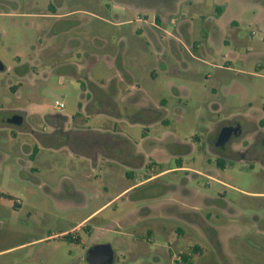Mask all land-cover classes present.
Wrapping results in <instances>:
<instances>
[{"label": "rangeland", "instance_id": "1", "mask_svg": "<svg viewBox=\"0 0 264 264\" xmlns=\"http://www.w3.org/2000/svg\"><path fill=\"white\" fill-rule=\"evenodd\" d=\"M0 63V264H264V0H0Z\"/></svg>", "mask_w": 264, "mask_h": 264}, {"label": "crops", "instance_id": "2", "mask_svg": "<svg viewBox=\"0 0 264 264\" xmlns=\"http://www.w3.org/2000/svg\"><path fill=\"white\" fill-rule=\"evenodd\" d=\"M222 14V13H221ZM220 14V15H221ZM52 17V16H55V15H52L50 14L49 17ZM125 51V49H123ZM125 54V53H124ZM124 56V55H123ZM112 59L116 61H120L121 65H123L125 63V58L121 57L120 55H117L116 57H113ZM123 60V61H122ZM124 77V78H123ZM134 78H133V75H131L130 73L128 74H117L115 72V75L113 76L112 79H110L109 81H106V83L100 78V79H97L96 82H89L90 84L94 85L96 87V91H97V96L91 98L89 101H88V105H90L92 103L93 100H95L96 98H101V96H104L106 99L110 100L111 103H113V105L116 106H120V105H123V103H125V101H127L128 99V96L132 93V92H135L136 90L139 89V85L133 81ZM110 85V88L108 89L109 91H107L106 93V90H107V86ZM171 85V84H170ZM171 88H173L172 86H170ZM175 90V88H173ZM87 92V90H85ZM177 91V94H179L181 91L180 90H175ZM100 101V104H102V100H98V102ZM88 106H82L83 109L87 108ZM157 110L160 111V113L163 115V117H161L160 119H158L156 122H159V123H162L163 121L165 122H168V116H167V108L165 105H162V103H160L158 106H157ZM264 106L262 107V113L260 114V116L256 119V129L254 130L255 131V140L252 142V145L254 143H257L260 138L264 137V110H263ZM106 109H108V107H106ZM100 110H103V109H100ZM104 111V110H103ZM106 112V111H104ZM106 116H108L107 118H110L111 120H114L117 118V115L113 114V113H110V112H107ZM64 117V123L65 125L67 126L70 122V119L71 117L69 116H63ZM116 117V118H115ZM243 117V116H242ZM244 118H248L250 119V116L248 117H243ZM240 121V120H239ZM242 121V119H241ZM261 122H263L262 124H260ZM65 132H68L65 131ZM102 134H106V135H110L109 137L113 138L117 135H119L118 133L116 132H110V131H104V132H101ZM246 136L247 134H243L242 136L238 137V138H242V141L243 142L245 139H246ZM125 138V137H124ZM126 139V138H125ZM146 139V137H143L141 140L144 141ZM237 139V138H235ZM235 139H230V141L228 142V145L229 143H231L232 141H234ZM127 143H130L128 139L125 140ZM246 151V150H245ZM105 152V151H104ZM244 152H239V156L241 157L242 154ZM108 154H110V151L108 152ZM107 154V155H108ZM264 155V150L263 151H260L257 155H256V158H261L262 156ZM99 157H96V159H94L95 161L98 159ZM125 159V158H124ZM128 160V159H127ZM125 160V161H127ZM124 162V161H122ZM174 171H188L189 169L188 168H185L183 166H178L177 168L173 169ZM162 172H165V171H162ZM161 172V173H162ZM125 175L126 176H132L133 177V180H135L133 182V184L127 188H125L121 193H119L117 196H120L122 193H124L126 190H128L129 188H131L132 186H135V185H138L140 184L142 181H136V177H135V174L134 173H130L129 170H127L125 172ZM152 177V176H151ZM151 177H148V178H151ZM147 178V179H148ZM116 198V197H115ZM114 199V198H113ZM113 199H111L110 201H112ZM109 201V202H110ZM191 207V206H190ZM193 209V207H192ZM164 210V209H163ZM161 211V213H159L161 216H166V217H171V213H168V211H166V213L164 211ZM189 223V222H187ZM173 257V256H172ZM173 260V258H172ZM156 261H157V264H162V261L159 259V258H156Z\"/></svg>", "mask_w": 264, "mask_h": 264}, {"label": "water", "instance_id": "3", "mask_svg": "<svg viewBox=\"0 0 264 264\" xmlns=\"http://www.w3.org/2000/svg\"><path fill=\"white\" fill-rule=\"evenodd\" d=\"M3 66L0 63V70ZM7 123L14 126H20L22 124V117L18 114L11 116L7 119ZM237 127L224 126L220 129L216 136L214 146L216 149L222 150L226 144L237 132ZM86 261L89 264H113L114 256L113 251L109 245H97L90 248L86 254Z\"/></svg>", "mask_w": 264, "mask_h": 264}, {"label": "flooded vegetation", "instance_id": "4", "mask_svg": "<svg viewBox=\"0 0 264 264\" xmlns=\"http://www.w3.org/2000/svg\"><path fill=\"white\" fill-rule=\"evenodd\" d=\"M225 126H232V127H237L238 128L236 134L235 135H232V138L231 139L238 138V137L242 136L246 132L244 130V125L241 124L240 122H235V123L228 124V125H225ZM215 140H216V138H215ZM227 146H228V143L226 144V146H225L224 149H222V150H219L218 149V151L221 152V153H226L227 154L228 151H229L228 148H227ZM251 148L253 150H256V151L257 150L263 151L264 150V137L260 138V140L257 143H254L253 145H251L249 149H251Z\"/></svg>", "mask_w": 264, "mask_h": 264}, {"label": "built area", "instance_id": "5", "mask_svg": "<svg viewBox=\"0 0 264 264\" xmlns=\"http://www.w3.org/2000/svg\"><path fill=\"white\" fill-rule=\"evenodd\" d=\"M63 108H64V105H63L62 103H60V102H55V104H54V109H55L56 111L61 112V111L63 110Z\"/></svg>", "mask_w": 264, "mask_h": 264}, {"label": "trees", "instance_id": "6", "mask_svg": "<svg viewBox=\"0 0 264 264\" xmlns=\"http://www.w3.org/2000/svg\"><path fill=\"white\" fill-rule=\"evenodd\" d=\"M263 110H264V108H263ZM263 122H261L260 124H262ZM217 164L219 165V167H222L223 165H222V162H217Z\"/></svg>", "mask_w": 264, "mask_h": 264}]
</instances>
